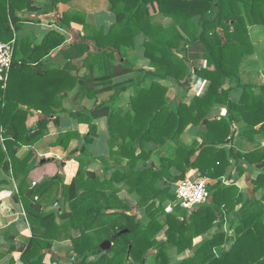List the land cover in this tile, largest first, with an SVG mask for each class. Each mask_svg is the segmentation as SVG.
<instances>
[{
	"label": "trees",
	"instance_id": "16d2710c",
	"mask_svg": "<svg viewBox=\"0 0 264 264\" xmlns=\"http://www.w3.org/2000/svg\"><path fill=\"white\" fill-rule=\"evenodd\" d=\"M51 1L53 4L58 2ZM105 1L108 10L116 15L117 22L109 35L104 36V43L99 44L101 47L107 46L122 53L124 48L133 49L134 39L143 34L151 40L146 44V56L156 69L154 76L159 79L171 78L187 87L189 66L181 54L188 45L201 41L205 46L208 67H214V70H197L196 75L208 80L210 88L205 97L195 98L190 106L179 104L173 109L166 103L168 89L154 82L151 88L136 91L131 100L135 114H111L105 103H100L91 116L73 114L81 123L108 118L111 155L110 158L94 161L102 162L105 168L109 160L113 161L117 169L110 179L101 182L96 173L85 171V161L79 158V155H89L86 147L70 153L67 159H76L79 170L69 186L61 184L62 196L68 200L70 212L62 215L64 221L58 225L55 213L44 214L41 208L52 193L54 183L63 176V168L57 178L46 182L36 191H30L27 179L32 166L29 164L36 154L30 152L23 158L18 153V150L48 135L51 119L39 121L38 135L32 138L34 131L27 126L28 111L18 107L9 109L13 106L9 86L14 74V63L8 89L0 94V169L5 173L12 170L15 179L20 181V199L23 203L30 195L34 196L36 192L40 194L36 206L28 212L36 236L31 239L28 251L23 256L25 264H44L45 255L41 254V250L49 251L54 241L66 239L73 242V256L78 264H149L148 255L152 250L156 251L155 264H171L172 248L179 255L193 250L194 240L212 231L217 221L224 218L225 211L234 210L242 201L236 186L225 187L221 181L230 162L227 150L220 147L233 144L236 140L234 123L242 118L246 124L245 134L264 137V86H242L238 83L243 58L254 54L250 27H264V0ZM32 3L31 0H0V39H12L9 18L16 25V11L36 10ZM157 17L171 19L172 25L167 28L156 25ZM196 19L198 24L195 23ZM64 42V36L51 32L35 49L38 52L37 59L48 56ZM227 79L237 81L238 88L243 91L240 100L231 98L232 89H223ZM81 89H85L82 82ZM256 90L259 91L257 95ZM26 103L47 117L52 116L53 107H57L53 98L32 99ZM217 105L226 107L228 116L211 121L208 114ZM191 124L204 126L206 134L202 145L188 148L181 142V137ZM94 135L90 133L86 143L91 142ZM74 136L73 133L59 134L52 147L68 149ZM167 140L176 144L177 157L174 160H163L160 170L153 167L139 170V162H145L150 157L148 145L163 146ZM138 150L141 152L138 153ZM198 152L197 158L192 161ZM262 152L248 155L246 159L254 164V156L264 157ZM230 154L235 155V152L231 151ZM258 165L263 169L264 159ZM108 167L109 170L112 168L111 165ZM171 167L181 170V176L171 178ZM190 169L198 170L203 179L217 181L216 185L210 186V200L189 215L167 213L166 207L176 200V187L167 185L160 188L159 181L164 177L170 182L182 181ZM262 181L260 183L264 185ZM121 183L128 186L131 193L137 194L138 207L145 209L147 222L133 214L130 204L120 198L119 189L115 185ZM259 220V213L244 219L229 251L223 248L227 243L225 235L218 232L212 238L203 240L194 255L179 264H264V224ZM124 231L127 232L122 233ZM163 231L166 240L160 241L158 236ZM106 241L112 244L106 256L89 263L90 257L103 252L101 244Z\"/></svg>",
	"mask_w": 264,
	"mask_h": 264
},
{
	"label": "crops",
	"instance_id": "0c3cea01",
	"mask_svg": "<svg viewBox=\"0 0 264 264\" xmlns=\"http://www.w3.org/2000/svg\"><path fill=\"white\" fill-rule=\"evenodd\" d=\"M31 1L32 6L42 12L30 9L16 11V25L9 18L11 40L15 41L14 74L9 86L13 106L9 109L13 110L18 107L28 111L27 126L34 131L32 138L38 135L40 129L38 122L51 119L48 124V135L35 144L18 150V153L23 158L30 152L36 154L29 164L32 166L27 179L30 191H36L46 182L57 178L63 168V176L54 183L52 193L43 202L41 208L44 214L54 212L56 223L61 225L64 221L62 215L70 212L69 202L62 196L61 184L69 186L79 170V162L76 159H67L69 154L86 147L89 155H79V158L85 161V171L96 173L101 182L110 179L117 169L113 161L109 160L106 168L102 162L94 161V159L110 158L111 155L108 118L102 117L91 123H81L72 115L91 116L100 103H105L111 114L118 116H125L128 113L135 114L131 108V100L136 91L151 88L154 82L168 89L165 99L171 108L175 109L179 104L190 106L195 98L205 97L210 88V82L196 75V71L214 70V67H208L205 46L201 41H197L185 47V52L181 54L189 66L187 87L179 85L171 78H156L154 76L156 69L146 56V44L151 40L145 35L137 36L134 39L133 49L124 48L122 53L99 45L104 43V36L109 35L117 22L116 15L108 10V3L105 0H58L57 4H53L51 0ZM195 23L198 24V19ZM155 24L167 28L172 25V20L157 17ZM51 32L64 36V44L48 56L37 59L38 52L36 53L35 49ZM249 32L254 54L243 58L238 83L242 86L261 87L264 86V27L253 26L250 27ZM104 53L106 56H103ZM110 55L112 57L108 58L107 56ZM118 74L123 75L118 76ZM81 82L85 85L84 91L81 89ZM238 83L227 79L223 86L224 90H233L231 98L236 101L240 100L243 93L238 88ZM255 93L257 95L259 91L256 90ZM38 98L55 100L57 107H53L52 116L47 117L42 111L31 109L27 105L26 102L29 100ZM40 105L45 107L41 102ZM227 116V108L217 105L210 110L208 119L222 120ZM245 125L242 118H239L234 123L236 140L233 144L220 147L227 150L230 162V167L221 180L222 184L225 187L236 186L242 195V201L236 205L234 210H226L224 218L217 221L212 231L197 237L194 240L193 250H187L179 255L176 249L172 248L170 258L176 255L182 257L181 261H183L192 257L203 240L212 238L218 232L225 235L227 243L223 248L229 251L244 219L253 213H259V222L264 224V185L260 183L262 180L264 183V168L258 165L264 157L255 155L254 164H250L246 159L248 155L264 151V137L245 134ZM66 133L75 135L69 148L52 147L56 137ZM90 133H95V135L91 142L86 143V137ZM205 134L204 126L191 124L183 133L181 142L186 147L193 148L197 144H203ZM1 144L3 145V138H1ZM231 151L235 152V155L230 154ZM140 152L138 150V153ZM147 152L150 157L145 162H139V170H146L150 167L160 170L163 167V160H174L178 155L177 146L172 140H167L163 146L149 144ZM198 154L199 152L192 158V161L197 158ZM124 162L128 163L127 160ZM110 165L112 168L109 170ZM170 174L171 178H176L181 176L182 171L171 167ZM188 178L197 181L201 179V176L198 170L190 169L184 179ZM207 180L210 186L217 184V181ZM180 182L181 180L170 182V180L167 181V177H164L159 181L158 187L164 188L167 185L177 187ZM115 186L119 189L120 198L132 207L133 214L147 222L145 209L138 207L137 194L131 193L124 183ZM39 198L40 194L36 192L23 203L20 199V181L15 179L12 170L10 173H5L0 169V264H25L23 256L28 251L31 239L36 236L28 219V212L36 206ZM173 212L189 215L187 211L180 208H175ZM180 217L182 218V215ZM158 240H166L165 231L158 236ZM102 251L90 257L88 262H97L106 256V251L103 249ZM73 253L74 245L69 239L54 241L49 251L41 250V254L45 255L44 264H78Z\"/></svg>",
	"mask_w": 264,
	"mask_h": 264
},
{
	"label": "built area",
	"instance_id": "2783aa9c",
	"mask_svg": "<svg viewBox=\"0 0 264 264\" xmlns=\"http://www.w3.org/2000/svg\"><path fill=\"white\" fill-rule=\"evenodd\" d=\"M15 41L4 42L0 39V94L8 89L10 73L14 63ZM264 173V171H263ZM36 185V184H34ZM176 200L166 207L167 213L180 208L191 214L211 198L210 183L207 179L182 180L176 187Z\"/></svg>",
	"mask_w": 264,
	"mask_h": 264
},
{
	"label": "rangeland",
	"instance_id": "374dc122",
	"mask_svg": "<svg viewBox=\"0 0 264 264\" xmlns=\"http://www.w3.org/2000/svg\"><path fill=\"white\" fill-rule=\"evenodd\" d=\"M174 250L175 249H173V251ZM155 259H156V251L152 250L148 256L149 264H155ZM170 260H171V264H179L182 260V257H177L176 255H173V257Z\"/></svg>",
	"mask_w": 264,
	"mask_h": 264
},
{
	"label": "water",
	"instance_id": "95a60500",
	"mask_svg": "<svg viewBox=\"0 0 264 264\" xmlns=\"http://www.w3.org/2000/svg\"><path fill=\"white\" fill-rule=\"evenodd\" d=\"M127 231H124L122 233H126ZM112 244L110 241H106L102 244L101 248L104 250V251H108L110 248H111Z\"/></svg>",
	"mask_w": 264,
	"mask_h": 264
}]
</instances>
